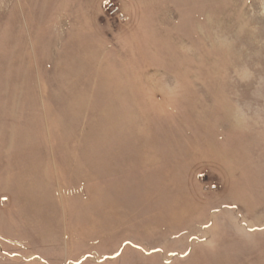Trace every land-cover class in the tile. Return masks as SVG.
<instances>
[{
	"label": "rangeland",
	"instance_id": "obj_1",
	"mask_svg": "<svg viewBox=\"0 0 264 264\" xmlns=\"http://www.w3.org/2000/svg\"><path fill=\"white\" fill-rule=\"evenodd\" d=\"M0 264H264V0H0Z\"/></svg>",
	"mask_w": 264,
	"mask_h": 264
},
{
	"label": "built area",
	"instance_id": "obj_2",
	"mask_svg": "<svg viewBox=\"0 0 264 264\" xmlns=\"http://www.w3.org/2000/svg\"><path fill=\"white\" fill-rule=\"evenodd\" d=\"M109 8L111 10V14L112 15H116L117 18L123 19V16H121L120 13H119V8L114 6L113 3L109 4Z\"/></svg>",
	"mask_w": 264,
	"mask_h": 264
}]
</instances>
